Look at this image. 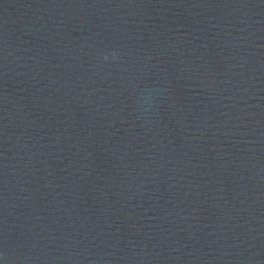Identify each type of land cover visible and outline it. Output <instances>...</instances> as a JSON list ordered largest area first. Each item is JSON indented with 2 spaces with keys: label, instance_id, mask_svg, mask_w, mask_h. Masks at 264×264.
I'll use <instances>...</instances> for the list:
<instances>
[{
  "label": "water",
  "instance_id": "95a60500",
  "mask_svg": "<svg viewBox=\"0 0 264 264\" xmlns=\"http://www.w3.org/2000/svg\"><path fill=\"white\" fill-rule=\"evenodd\" d=\"M0 264H84L51 181L0 0Z\"/></svg>",
  "mask_w": 264,
  "mask_h": 264
}]
</instances>
